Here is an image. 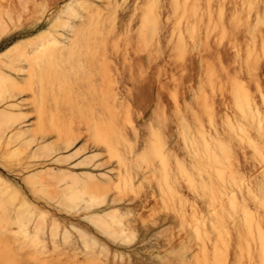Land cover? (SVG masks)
I'll list each match as a JSON object with an SVG mask.
<instances>
[{
	"label": "rangeland",
	"instance_id": "rangeland-1",
	"mask_svg": "<svg viewBox=\"0 0 264 264\" xmlns=\"http://www.w3.org/2000/svg\"><path fill=\"white\" fill-rule=\"evenodd\" d=\"M0 9V264H264V0Z\"/></svg>",
	"mask_w": 264,
	"mask_h": 264
},
{
	"label": "bare ground",
	"instance_id": "bare-ground-1",
	"mask_svg": "<svg viewBox=\"0 0 264 264\" xmlns=\"http://www.w3.org/2000/svg\"><path fill=\"white\" fill-rule=\"evenodd\" d=\"M2 1V0H1ZM0 1V2H1ZM4 6V5H3ZM4 8V7H3ZM1 11H0V15L1 14H3L4 12V9H0ZM8 10V9H7ZM10 11H11V9H10ZM10 11H8V12H6L7 14H10L9 12ZM2 12V13H1ZM4 16V15H3ZM2 16V18H0L1 20L2 19H4V17ZM0 20V22H3V21H1ZM45 33H43L41 36H40V38H47V36H49L50 38H52V41H54L55 43L56 42H60L59 41V38H58V36H56L55 35V33L53 32V31H51V30H46V31H44ZM13 46L15 47L16 45L14 44V45H11L10 47H8L6 50H4L3 51V53H5V52H10V50H14V49H17V48H19L20 46H23V45H20V46H16L15 48H13ZM13 48V49H12ZM148 57V56H147ZM148 58H150V57H148ZM143 62V61H142ZM143 64V63H142ZM144 65V64H143ZM154 65V64H153ZM152 65V66H153ZM152 66L150 67V70H151V68H152ZM157 66H159V65H157ZM156 66V67H157ZM156 69V68H155ZM158 72V71H157ZM158 75H159V73H157ZM161 74V73H160ZM162 74H163V72H162ZM157 75V76H158ZM164 76V75H163ZM150 77V76H149ZM150 79V78H149ZM163 79V78H162ZM161 81V80H160ZM163 81H164V79H163ZM152 82V81H151ZM160 83V82H159ZM3 86H7V87H5V88H7V89H14V88H17L18 87V84H17V80L16 79H14V78H12L11 76H9V75H7V74H5V73H3V72H0V88L1 87H3ZM162 84V83H161ZM149 85V84H148ZM145 86H147L146 84H145ZM148 87V86H147ZM150 87V86H149ZM157 88H158V86H157ZM163 88V87H162ZM144 89V88H143ZM149 90H150V88H149ZM146 92L147 91H145V94H146ZM151 92V91H150ZM159 94V93H158ZM162 98V97H161ZM13 113L11 112V111H8V110H5V109H0V125L1 124H5V123H12V118H13ZM0 187H2L1 188V191L3 190V189H7L6 191H8L9 190V193H7V192H5L4 191V193L6 194H10L11 195V190H10V188H12V185H10L3 177H1L0 176ZM13 189H14V187H13ZM15 191V192H14ZM2 193H3V191H2ZM17 194L18 193V196L19 197H21L20 196V194H19V192L18 191H16V190H13V198L15 197H17L15 194ZM4 196H7V195H4ZM9 196V195H8ZM18 197V198H19ZM109 216H114V214L112 213V215H109ZM100 219L102 218V217H99ZM104 220V219H103ZM114 264V263H113Z\"/></svg>",
	"mask_w": 264,
	"mask_h": 264
}]
</instances>
